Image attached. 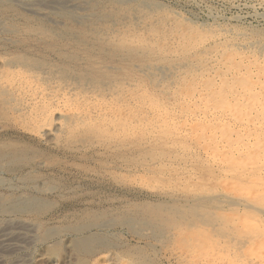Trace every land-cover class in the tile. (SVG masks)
I'll list each match as a JSON object with an SVG mask.
<instances>
[{"label":"rangeland","instance_id":"obj_1","mask_svg":"<svg viewBox=\"0 0 264 264\" xmlns=\"http://www.w3.org/2000/svg\"><path fill=\"white\" fill-rule=\"evenodd\" d=\"M119 1H124L123 6ZM260 1L91 0L94 9L76 13L108 15L124 33L119 37L120 42L124 40L121 46L109 45L100 51L98 45L93 49L88 45L77 51V56H101L93 55L86 67L48 69L50 58L45 64L40 57L26 53L22 42L27 39L22 38V32L29 28L44 32L51 24L29 14L15 0H0V18L8 20L6 27L15 23L14 28L22 30L0 35V61L23 62L52 73L47 72L44 83L36 84L37 92L46 87L52 91L37 104L49 110L48 118L41 114L37 121H30L0 102V166L4 164L0 167V225L8 227L21 244L4 264L17 258L25 259L26 264H264V213L235 209L238 217L247 219L243 231L238 222L236 228L228 224L230 212L221 205L222 195L229 189L237 190V196L254 210L264 209V90L249 98L256 105L243 100L239 108L230 106L235 114L229 108L199 100L195 90L201 89L196 83L221 79V55L230 50L234 57L247 55L246 62L263 63L264 0L263 4ZM59 19H63L61 24L54 28L61 35L77 29L67 18ZM94 19L88 17L83 23L110 27L105 20ZM114 53L120 55L117 62ZM105 65L117 71L106 70ZM93 79L113 82V87L123 89L129 104L126 109H114V115H106L101 105L99 115H88L96 96L79 89L67 93L66 85L77 83L81 89ZM150 79L156 85L150 84ZM129 107L135 109L132 114ZM62 110H69L68 115L58 120L56 115ZM54 123L58 125L55 131ZM206 138L214 143L205 144ZM226 154L233 161L244 162L236 173L222 162L221 156ZM240 233L257 236L261 246L253 247L256 240L248 242ZM195 235L202 242L193 246L194 250H186L189 237ZM181 240L188 243L180 244Z\"/></svg>","mask_w":264,"mask_h":264},{"label":"bare ground","instance_id":"obj_2","mask_svg":"<svg viewBox=\"0 0 264 264\" xmlns=\"http://www.w3.org/2000/svg\"><path fill=\"white\" fill-rule=\"evenodd\" d=\"M10 1V0H9ZM14 1V0H12ZM17 5L19 4V6H21L23 9L25 8L26 12H29V14L31 13L32 16L36 15V17L38 19L43 18L46 22H48V24L50 23L51 27L48 30H45L44 32L41 30H35L32 28L29 29H25L22 32V38L25 40V38L27 40L23 41V45L25 48H27L28 52L26 53H31V57L37 56L40 57L42 60L45 61L46 64V58H50L51 60V64H47V67H49L48 69H51V67H62V66H66L69 67L71 69L76 68L78 66L83 65L82 67H86V63L89 64V59L92 58L93 55H95L96 57L99 58V56L101 55H97V54H93L91 55L90 53H88L86 55L87 58H80L79 55L77 56V51L82 50L81 48H83L82 51H84V49L88 48V45L91 46V48L95 45H98L100 48H98V50L102 51L105 49L106 46H121L122 44V40L120 42L119 37L123 36L124 33H122L121 30H118V28H116V21L112 20V18L110 19V17L108 15L105 14H94V13H88L87 14H80L78 15L76 13V11H81V12H86L87 13V8L90 9H94L95 6L93 4H90L91 0H88V3L86 1H75V0H49L46 1L45 4L40 3L39 1H32V0H15ZM262 1V0H261ZM260 1V2H261ZM4 2V1H2ZM8 2V1H7ZM104 2V1H102ZM263 2V1H262ZM261 2V4H263ZM1 3V2H0ZM111 3V2H110ZM120 4H122L124 1H119ZM142 3V2H141ZM152 3V2H151ZM159 3V2H158ZM258 3V2H257ZM99 4V3H98ZM115 4V3H114ZM118 4V3H117ZM259 4V3H258ZM5 5V4H4ZM9 5V4H8ZM119 5V4H118ZM1 6V4H0ZM18 6V7H19ZM121 6V5H120ZM264 6V5H263ZM4 7V6H3ZM97 7V6H96ZM104 7V6H103ZM149 7V6H148ZM5 8V7H4ZM99 8V7H98ZM165 8V7H163ZM18 9V8H16ZM15 9V10H16ZM4 10V9H3ZM19 10V9H18ZM109 10V9H108ZM131 11V9H129ZM128 10V11H129ZM1 11V10H0ZM10 11V10H8ZM12 11V10H11ZM48 11V12H47ZM89 11V10H88ZM93 11V10H92ZM133 11V10H132ZM13 12V11H12ZM15 12V11H14ZM22 12V11H21ZM24 12V11H23ZM74 12V14H73ZM25 13V12H24ZM76 13V14H75ZM109 13V12H108ZM7 14V13H5ZM9 15V14H8ZM23 15V14H22ZM115 15V14H114ZM3 16V15H2ZM6 16V15H5ZM11 16V15H10ZM94 16V20L95 21H104V24L109 23L110 27L107 26H102V27H97L94 26L92 23L88 22V24L83 23L84 21L86 22V20H88V17H92ZM262 18L264 19V14L261 15ZM63 17V18H67L69 21H71L72 23H75V28L77 29H70V30H65L63 31L65 34L61 35L60 31H58L57 29H55L54 27H57L58 25L61 24V21L59 18ZM8 18V17H6ZM11 18V17H10ZM29 18V17H28ZM12 19V18H11ZM26 19V18H24ZM236 19V18H235ZM6 20L5 18H0V35L3 33H19L22 30H17L16 28H14V24H11L10 26L7 24L6 27ZM13 20V19H12ZM37 20V19H36ZM91 20V19H90ZM238 19H236L237 21ZM8 21V20H7ZM15 21V20H13ZM12 21V22H13ZM28 21V20H27ZM65 21V20H64ZM95 21H92L93 23ZM11 22V23H12ZM18 22V21H17ZM66 22V21H65ZM185 23V22H184ZM29 24V22H28ZM40 24V22H39ZM46 24V23H45ZM68 24V23H67ZM76 24L82 28H79L78 26L76 27ZM91 24V25H90ZM133 24V23H132ZM191 24V23H190ZM34 25V24H33ZM37 25V24H36ZM41 25V24H40ZM74 25V24H73ZM215 25V24H214ZM23 26V25H22ZM43 26V25H42ZM88 26V28H87ZM181 26V25H180ZM179 26V27H180ZM189 27V26H188ZM58 28V27H57ZM191 28V27H190ZM23 29V28H22ZM47 29V28H45ZM182 29V28H181ZM75 31V33H73L72 31ZM201 30V28H200ZM229 30V29H228ZM220 31V30H219ZM224 31V30H223ZM235 31V30H234ZM200 31H198L199 33ZM203 32V31H202ZM201 32V33H202ZM208 32V31H207ZM211 32V31H210ZM230 32V31H229ZM238 33V32H237ZM245 33V32H243ZM253 33V32H252ZM251 33V34H252ZM78 34V35H77ZM208 33H206L205 35H207ZM210 34V33H209ZM231 34V33H230ZM242 34V33H241ZM249 34V35H251ZM261 34V33H260ZM36 35H40L39 37L36 38ZM82 35V37H81ZM246 35V34H244ZM258 35V33H257ZM4 36V35H3ZM18 36V35H17ZM89 36L90 37L89 41H87V38ZM179 36V34H178ZM182 36V35H181ZM196 36V35H194ZM203 36V35H202ZM227 36V35H226ZM237 36V35H236ZM256 36V35H255ZM261 36V35H260ZM184 37V36H183ZM225 37V36H224ZM232 37V36H231ZM238 37V36H237ZM242 37V36H241ZM240 37V38H241ZM248 37V36H247ZM46 38V39H45ZM96 38L99 40V42H97ZM201 38V37H200ZM255 38V37H253ZM11 39V38H10ZM216 39V38H215ZM227 39V38H226ZM225 39V41H226ZM264 39V38H263ZM197 40V39H196ZM202 40V39H201ZM204 40V39H203ZM219 40V39H218ZM216 40V41H218ZM239 40V39H238ZM242 40V39H241ZM124 41V40H123ZM193 41V40H192ZM220 41V40H219ZM233 41V40H231ZM250 41V39H249ZM255 41V40H254ZM191 42V41H190ZM212 42V41H210ZM189 43V42H188ZM200 43V42H199ZM235 43V42H234ZM245 43V42H244ZM184 44V43H183ZM194 44V43H193ZM215 44V43H214ZM246 44V43H245ZM258 44V43H257ZM20 45V44H19ZM195 45V44H194ZM218 45V44H217ZM231 45V44H230ZM233 45V44H232ZM241 45V44H240ZM173 46V45H172ZM193 46V45H191ZM204 46V45H203ZM209 46V45H208ZM222 46V45H221ZM227 46V45H226ZM225 46V47H226ZM242 46V45H241ZM252 46V45H251ZM256 46V45H255ZM258 46V45H257ZM7 47V46H6ZM110 47V46H109ZM125 47V46H124ZM127 47V46H126ZM210 47V46H209ZM208 47V49H209ZM212 47V46H211ZM202 48V47H201ZM256 48V47H255ZM22 49V48H21ZM24 49V48H23ZM93 49V48H92ZM216 49V48H215ZM225 49V48H224ZM228 49V48H227ZM243 49V48H242ZM42 50V51H41ZM88 50V49H87ZM91 50V49H90ZM207 50V49H204ZM233 50V49H232ZM260 50V49H259ZM89 51V50H88ZM85 51V52H88ZM92 51V50H91ZM99 51V52H100ZM203 51V50H202ZM209 51V50H208ZM214 51V49H213ZM217 51V50H216ZM220 51V50H219ZM231 51V50H230ZM229 51V52H230ZM257 51V49H256ZM20 52V51H19ZM81 52V51H80ZM79 52V53H80ZM94 52V50H93ZM105 52V51H104ZM229 52H225L224 54L221 55V60H220V64L221 66L224 68V71L221 73L222 75L219 74V77H221V79H219L218 82H214V79H212L210 82L209 79H207L204 84H199L196 83L201 89H197L195 88V90L198 93V99L201 101H205L208 104L211 105H218L220 107H226L229 108L230 110H232L230 108L231 107H237L239 108V106H242L244 102L243 100H247V102L251 99H249L250 97L252 98L253 96H255V94L258 91H263L264 90V59H263V63L260 64H256V61L251 63L246 62V57L244 58L243 56L240 57L239 54H236V56L239 57L238 60L235 59V57L233 56V52L229 53ZM238 52V51H237ZM259 52V51H258ZM22 53V52H21ZM78 53V54H79ZM82 53V52H81ZM92 53V52H91ZM103 53V52H102ZM111 53V52H110ZM203 53V52H201ZM206 53V52H205ZM260 53V52H259ZM108 54V52H106V55ZM118 53H114V55L112 57L115 58V62H117L116 60L119 59L120 55H117ZM209 54V53H208ZM22 55L24 56H30L28 54H24L22 53ZM85 55V54H84ZM129 55V54H128ZM202 55H205L204 53ZM217 55V54H216ZM111 56V55H110ZM127 56V55H126ZM94 57V56H93ZM108 57V55H107ZM23 58V57H22ZM138 58V57H137ZM199 58V57H198ZM237 58V57H236ZM96 59V58H95ZM106 59V57H105ZM104 59V60H105ZM150 59V58H149ZM100 60V59H99ZM102 60V59H101ZM143 60V59H142ZM188 60V59H187ZM194 60V59H193ZM196 60V59H195ZM211 60V59H210ZM7 61V60H6ZM91 61V60H90ZM152 61V60H151ZM202 61V60H201ZM208 61V60H207ZM213 61V60H211ZM50 62V61H49ZM103 62V61H102ZM107 62V61H106ZM113 61H111L112 63ZM205 62V61H204ZM99 63V62H98ZM197 64V62H195ZM199 63V62H198ZM110 64V63H109ZM114 64V63H112ZM120 64V63H119ZM170 64V63H169ZM193 64V63H192ZM208 64V63H207ZM219 64V63H218ZM195 65V64H194ZM205 65V64H204ZM46 66V65H45ZM88 66V65H87ZM108 67H104V69L106 70H112V71H117V68L111 67L110 65H105ZM155 66V65H154ZM182 66V65H181ZM197 66V65H195ZM199 66V65H198ZM185 67V66H184ZM191 67V66H190ZM194 67V66H193ZM201 67H203L201 65ZM221 67V68H222ZM44 68V67H43ZM183 68V67H182ZM181 68V69H182ZM198 68V67H197ZM206 68V67H205ZM252 68H254L252 70ZM45 69V68H44ZM48 69L42 70V68L40 67H36V66H32V65H26V63L23 62H17L16 64L5 62V60L0 61V102L2 106H7V105H11L13 108V110L15 112H20L21 114H25V116H27V118L30 121H37L38 116H40L41 114L45 115L46 118H48V113L49 110L45 107H42V109H40V105L37 106V104L40 102H44V100L47 98V95H50V90L49 89H42L43 91L41 92H37L38 91V87H37V83H42L44 80L47 79V76H49L48 73L52 74ZM87 69V68H86ZM133 69V68H131ZM184 69V68H183ZM189 69V68H188ZM201 69V68H200ZM82 70V69H81ZM96 70V69H95ZM140 70V69H139ZM204 70V69H203ZM61 71V70H60ZM182 71V70H180ZM189 71V70H188ZM197 71V70H196ZM216 71V70H215ZM48 72V73H47ZM80 72V71H79ZM87 72V71H86ZM111 72V71H110ZM163 72V71H162ZM170 72V71H169ZM167 72V73H169ZM184 72V71H183ZM182 72V73H183ZM190 72V71H189ZM213 72V71H212ZM93 73V72H92ZM96 73V72H95ZM102 73V72H101ZM104 73V72H103ZM115 73V72H114ZM113 73V74H114ZM119 73V72H118ZM117 73V74H118ZM152 73V72H151ZM150 73V74H151ZM176 73V72H175ZM188 73V72H187ZM219 73V71H218ZM218 73L216 72L214 75H218ZM60 74V73H59ZM81 74V73H80ZM107 74V73H106ZM162 74V73H161ZM177 74V73H176ZM192 74V73H191ZM72 75V74H71ZM119 75H121L119 73ZM149 75V74H148ZM153 75V74H152ZM173 75V72H172ZM175 75V74H174ZM213 75V74H212ZM68 76V75H67ZM73 76V75H72ZM91 76V75H90ZM100 76V75H99ZM108 76V75H107ZM159 76V75H157ZM156 76V77H157ZM163 76V74H162ZM228 76V78H227ZM52 77V76H51ZM69 77V76H68ZM161 77V76H160ZM166 77V76H165ZM209 77V76H208ZM215 77V76H214ZM71 78V76H70ZM74 78V77H73ZM76 78V77H75ZM167 78V77H166ZM50 79V78H49ZM72 79V78H71ZM105 79V78H103ZM110 79H114V78H110ZM146 79V78H145ZM185 79V78H184ZM190 79V78H189ZM85 80V79H84ZM88 80V79H87ZM94 81H90L88 82V84L81 86V89L76 87L78 85H76L73 82H70L69 84H67L66 86L68 88H66V90L68 91L67 93L71 94L73 93L74 90L79 89L80 93H85L87 92L88 94L91 95H95L96 99H95V103L93 104L92 111L88 112V115H93V116H97L99 115L100 111L102 110V112L104 114H110V115H114L112 110H117V109H121L123 108V111L126 109L127 104L126 102V95L124 96L123 93V89H118L117 87H113L115 84L112 83H107L105 84L103 81H99V79ZM218 80V79H217ZM65 81V80H64ZM86 81V80H85ZM150 84H152L154 81H152L150 79ZM156 81V80H155ZM232 81V82H230ZM159 81H157L158 83ZM169 82V81H168ZM44 83V82H43ZM47 83V82H46ZM149 83V82H148ZM203 83V82H202ZM149 84V85H150ZM128 85V84H127ZM154 85L155 82H154ZM158 86V85H157ZM194 86V85H193ZM52 87V86H51ZM57 87H59V84L57 85ZM154 87V86H153ZM192 87V86H191ZM195 87V86H194ZM49 88V87H48ZM53 88V87H52ZM162 88H163V84H162ZM165 88V87H164ZM193 88V87H192ZM28 89V90H27ZM149 90V89H148ZM159 90V89H158ZM66 92V91H65ZM162 93V92H161ZM195 94V93H194ZM128 95V94H127ZM188 96V94H187ZM130 97V95H129ZM128 97V98H129ZM133 97L135 98V96L133 95ZM132 98V97H131ZM185 98V97H184ZM86 99V98H85ZM89 100H92V97H88ZM253 99V98H252ZM99 100V101H98ZM107 101V102H106ZM131 103V102H130ZM255 104L256 101L255 100H251L248 104L250 106H252V104ZM52 105V104H51ZM103 105V107L101 108V110L98 109V106ZM129 105V104H128ZM256 105V104H255ZM37 107V108H36ZM131 107V106H130ZM129 107V113L134 112L132 109L134 108V106H132V108ZM175 107V105H174ZM88 108V107H86ZM225 108V109H226ZM243 108V107H242ZM10 109V108H9ZM61 109V108H60ZM245 109V108H244ZM255 109V108H254ZM253 109V110H254ZM259 109V108H258ZM257 109V110H258ZM264 109V108H263ZM90 110V109H89ZM122 110V109H121ZM120 110V111H121ZM184 110V109H183ZM223 110V109H222ZM252 110V111H253ZM216 111V110H215ZM244 111V110H243ZM247 111H251V110H247ZM256 111V109H255ZM68 111L62 110L60 114L56 115L58 116L57 119H64L65 117H67L68 115ZM111 112V113H110ZM127 112V113H128ZM233 112V110H232ZM259 112V111H258ZM263 112V111H262ZM9 113V112H8ZM117 113V111H116ZM115 113V114H116ZM251 113V112H250ZM15 114V113H14ZM19 114V113H18ZM126 114V113H125ZM132 114V113H131ZM134 114V113H133ZM233 114H235L233 112ZM243 114V112H242ZM247 114V113H246ZM258 115V113H256ZM20 115V114H19ZM76 114H74L75 116ZM122 115V114H121ZM248 115V114H247ZM73 116V117H74ZM92 116V117H93ZM125 116V115H124ZM233 116V115H232ZM253 116V115H252ZM259 116V115H258ZM257 116V117H258ZM264 116V115H263ZM70 117V116H69ZM81 117V116H79ZM78 117V118H79ZM134 115H132V119H133ZM237 117V116H236ZM244 117V115L242 116ZM42 118V117H41ZM55 118V117H54ZM82 118V117H81ZM80 118V119H81ZM177 118V117H176ZM70 121V118H68ZM74 119V118H71ZM148 119V118H147ZM261 119V118H260ZM264 119V118H263ZM50 120V119H49ZM79 120V119H78ZM239 120V119H238ZM241 120V119H240ZM254 120V119H253ZM17 121V120H16ZM48 121V120H47ZM46 121V122H47ZM64 121V120H63ZM84 121V120H83ZM81 121V122H83ZM242 121V120H241ZM119 122V121H118ZM111 123V122H110ZM256 123V122H255ZM231 125V124H230ZM54 131L56 130V128L58 127L57 123H54ZM63 126V125H62ZM69 126V125H68ZM115 126V125H114ZM121 126V125H120ZM214 126V125H213ZM218 126V125H217ZM61 127V125H60ZM59 127V128H60ZM95 127V125H94ZM33 128V127H32ZM42 128V127H41ZM252 128V127H251ZM43 129V128H42ZM52 129V128H51ZM82 129V128H81ZM52 130V131H53ZM126 130V129H125ZM220 130V129H219ZM53 131V132H54ZM141 131V130H140ZM191 131V130H190ZM264 131V130H263ZM75 132V131H74ZM237 132V131H236ZM52 133V132H51ZM61 133V132H60ZM86 133V132H85ZM223 133V132H222ZM225 133V131H224ZM232 133V132H231ZM53 134V133H52ZM110 134V133H109ZM228 134V133H227ZM235 134V133H234ZM237 134V133H236ZM239 134V133H238ZM237 134V135H238ZM33 135V134H32ZM139 135V134H138ZM213 135V134H212ZM212 135H208L212 137ZM226 135V134H225ZM223 136V135H222ZM239 136V135H238ZM252 136V135H251ZM141 137V136H140ZM139 137V138H140ZM149 137V136H148ZM207 137V136H206ZM79 138V137H78ZM205 138V137H204ZM210 138V137H209ZM226 138V137H225ZM113 139V138H112ZM136 139V138H135ZM146 139V138H145ZM160 139V138H159ZM203 139V138H202ZM186 140V139H185ZM190 140V139H189ZM235 140V139H234ZM245 140V139H244ZM100 141V140H99ZM173 141V140H172ZM204 141L207 143H214L213 139H204ZM237 141V139H236ZM118 142V141H117ZM233 142V140H232ZM210 143V144H211ZM164 144V143H163ZM229 144V143H228ZM236 144V142H235ZM57 145V144H56ZM227 145V144H226ZM232 144H230L231 146ZM207 146V145H206ZM159 147V146H158ZM157 148V147H156ZM210 148V147H209ZM230 148V147H229ZM232 148V147H231ZM217 149V148H216ZM234 149V148H232ZM236 149V148H235ZM219 150V149H217ZM185 151V149H184ZM223 151V150H222ZM231 151V150H230ZM229 151V152H230ZM216 153V152H215ZM220 153V152H219ZM242 154V153H241ZM3 155V154H2ZM9 155V154H8ZM46 155V154H45ZM188 156V155H187ZM227 156V154H226ZM243 156V155H242ZM253 156V155H252ZM221 160L223 163H225L226 165L229 166L230 170L232 169L234 170H238L240 168H242L241 164L244 162H240V161H233L234 158H231V156H221ZM9 158V157H8ZM16 158V157H13ZM24 158V157H23ZM26 158V157H25ZM252 158V157H250ZM188 159V158H187ZM233 159V160H232ZM4 160V159H3ZM9 160V159H8ZM11 160V159H10ZM173 160V159H172ZM1 161V160H0ZM35 161V160H34ZM37 162V161H36ZM217 162V161H216ZM250 162V161H248ZM1 163V162H0ZM160 163V162H159ZM3 164V163H2ZM1 164L0 167H3ZM10 164V163H9ZM4 165V164H3ZM30 165V164H29ZM28 166V165H27ZM215 166V165H214ZM147 167V166H145ZM161 167V166H160ZM253 167V166H251ZM6 168V166L4 167ZM21 168V167H19ZM2 169V168H1ZM11 169V168H10ZM28 169V168H27ZM149 169V168H148ZM167 169V168H166ZM4 170V169H3ZM229 170V169H228ZM231 170V171H232ZM5 171V170H4ZM14 171V170H13ZM17 171V170H15ZM15 171L13 173H15ZM36 171V170H35ZM18 172V171H17ZM219 172V171H218ZM235 172V171H234ZM236 173V172H235ZM246 173V172H245ZM220 174V173H219ZM239 174V173H238ZM217 175V174H216ZM240 175V174H239ZM233 176V175H232ZM230 178V177H229ZM33 180V179H32ZM259 180V179H258ZM238 181V180H237ZM247 181V180H246ZM234 182V181H233ZM238 183V182H237ZM242 183V182H241ZM259 183V182H258ZM217 184V183H216ZM190 186V185H189ZM258 186V185H257ZM239 187V186H238ZM178 189V188H177ZM181 190V189H180ZM239 190V189H238ZM252 190V189H251ZM219 191V190H218ZM223 191H225L223 189ZM240 191V190H239ZM243 191V190H241ZM166 192V191H165ZM192 193V192H191ZM166 194V193H165ZM223 194V193H222ZM237 194H239V192L237 190H226V193H224L222 195L223 200L221 202V205L224 206V209L226 208L227 212H230L227 216H226V221H228V224H230L232 227L236 228L235 223L238 222L240 225L242 230L245 231V226L247 227V222L245 220H243V218L241 219V217H238L237 214L233 211H235V209H240L242 208V210L244 209H248L251 211H254V214H258L264 213V209H260L257 208L258 210H254V208L247 202V200H243L241 199L240 195L237 196ZM199 196V195H198ZM217 196V195H216ZM196 197V196H195ZM253 197V196H252ZM259 197V196H258ZM257 197V198H258ZM204 198V197H203ZM210 198V197H209ZM216 198V197H215ZM251 198V197H250ZM255 197V199H257ZM20 199V198H19ZM218 199V197H217ZM174 200V199H173ZM180 200V199H179ZM203 200V199H202ZM221 200V199H220ZM9 201V200H8ZM208 201V200H207ZM254 202V201H253ZM257 202V201H256ZM6 203V202H5ZM9 203V202H8ZM176 203V202H175ZM199 203V202H198ZM203 206H206L205 204H207L206 200H203L202 202ZM211 203V202H210ZM10 204V203H9ZM191 204V203H190ZM3 206V204H0ZM12 205V204H11ZM17 205V204H16ZM192 205V204H191ZM212 205V204H211ZM5 206H7L5 204ZM23 206V205H21ZM209 207V206H208ZM217 207V206H216ZM214 208V207H213ZM256 208V207H255ZM24 209V208H22ZM19 209V210H22ZM192 209V208H191ZM4 211V210H3ZM23 211V210H22ZM244 212V211H243ZM2 213V212H1ZM21 214V212H20ZM246 214V213H245ZM248 214V213H247ZM249 216V215H248ZM257 216V215H256ZM194 217V216H193ZM206 218V217H205ZM255 220V219H254ZM221 221V220H220ZM256 221V220H255ZM15 223V221H14ZM17 223V222H16ZM15 223V224H16ZM21 223V222H20ZM203 223V222H202ZM250 223V222H249ZM7 224V223H6ZM13 224V223H12ZM235 225V226H234ZM251 225V224H250ZM9 226V225H8ZM209 227V226H208ZM11 228V227H10ZM20 228V227H19ZM186 228V227H185ZM16 229V227H15ZM181 229V228H180ZM249 229V228H248ZM23 230V229H20ZM171 230V229H170ZM19 231V229H18ZM215 231V229H214ZM17 232V231H16ZM23 232V231H22ZM18 233V232H17ZM77 233V232H76ZM175 233V232H173ZM249 233V232H248ZM25 234V233H24ZM176 234V233H175ZM196 234V232H195ZM241 235H245L247 234V232L245 234L240 233ZM19 235V234H18ZM21 235V234H20ZM200 235V234H199ZM215 235V234H214ZM15 236V235H14ZM181 236V235H180ZM229 236V235H228ZM17 237V236H16ZM23 237V236H22ZM27 237V236H26ZM210 237V236H209ZM217 237V236H216ZM216 237H214L216 239ZM224 237V236H223ZM227 237V236H226ZM240 237V236H239ZM241 237H248V239L251 242L253 240V238L256 240L253 245V247L255 246L260 247L261 246V242L257 240V236L253 237L251 234H248V236H241ZM20 238V237H19ZM24 238V237H23ZM205 238V236L203 237ZM18 239V238H17ZM26 239V238H24ZM28 239V238H27ZM175 239V238H174ZM209 239V238H208ZM244 239V238H243ZM19 240V239H18ZM167 240V239H166ZM189 242L190 244L187 246L186 250L191 251L194 250L192 247L197 245L199 243H201V238L200 236L195 235V237H193L192 239H190L189 237ZM27 241V240H26ZM29 241V240H28ZM187 240H181L180 244H185L188 243ZM214 241V239H213ZM222 241V240H221ZM82 242V241H81ZM224 242V241H223ZM230 242V241H229ZM252 243V242H251ZM24 244V243H23ZM25 244H27L25 242ZM80 244V243H79ZM227 244V243H226ZM243 244V242L241 243ZM155 246V244H153ZM196 246V248H197ZM240 246V245H239ZM244 246V244H243ZM242 246V247H243ZM264 246V243H263ZM233 247V246H231ZM245 247V246H244ZM21 248V244L16 241V239H13V237L10 234V231L8 229V227L6 226H1L0 225V264H4L6 261V258L15 250H19ZM241 248V247H240ZM255 248V249H256ZM185 249V247H184ZM183 249V250H184ZM223 248H221L222 250ZM232 249V248H231ZM230 249V250H231ZM249 249V247H248ZM214 250V249H213ZM219 250V251H221ZM261 250V249H260ZM185 251V250H184ZM186 252V251H185ZM236 252V251H235ZM222 253V252H221ZM243 253V252H242ZM15 254V253H14ZM21 254V253H20ZM24 254V253H23ZM238 254V251H237ZM236 254V255H237ZM245 255H247L248 253H243ZM12 255V254H11ZM235 255V253H234ZM19 256V255H18ZM238 256V255H237ZM24 257V256H23ZM258 257V256H257ZM264 257V256H263ZM16 258V257H15ZM14 258V259H15ZM10 259V258H9ZM232 259V258H231ZM11 260V259H10ZM25 260V259H24ZM24 260L17 258L16 260H14L12 262V264H26L24 263ZM190 261V260H189ZM230 262V261H229ZM228 262V263H229ZM232 262V260H231ZM256 262V261H255ZM259 262V261H258ZM183 263V262H182ZM216 264V263H215Z\"/></svg>","mask_w":264,"mask_h":264}]
</instances>
